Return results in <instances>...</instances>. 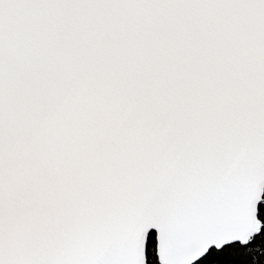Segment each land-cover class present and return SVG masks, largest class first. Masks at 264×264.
Returning a JSON list of instances; mask_svg holds the SVG:
<instances>
[{
	"label": "snow or ice",
	"instance_id": "snow-or-ice-1",
	"mask_svg": "<svg viewBox=\"0 0 264 264\" xmlns=\"http://www.w3.org/2000/svg\"><path fill=\"white\" fill-rule=\"evenodd\" d=\"M264 0H0V264H253Z\"/></svg>",
	"mask_w": 264,
	"mask_h": 264
},
{
	"label": "trees",
	"instance_id": "trees-1",
	"mask_svg": "<svg viewBox=\"0 0 264 264\" xmlns=\"http://www.w3.org/2000/svg\"><path fill=\"white\" fill-rule=\"evenodd\" d=\"M255 251L257 255H254L251 258H246V259H250L253 262V264H264V251L261 250L259 243L256 245Z\"/></svg>",
	"mask_w": 264,
	"mask_h": 264
}]
</instances>
